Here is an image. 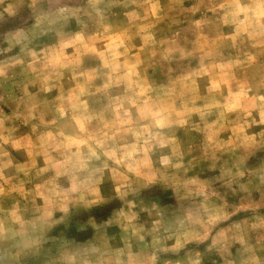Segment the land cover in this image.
I'll list each match as a JSON object with an SVG mask.
<instances>
[{
	"label": "clouds",
	"instance_id": "obj_1",
	"mask_svg": "<svg viewBox=\"0 0 264 264\" xmlns=\"http://www.w3.org/2000/svg\"><path fill=\"white\" fill-rule=\"evenodd\" d=\"M170 13L262 47L98 50ZM0 264H264V0H0Z\"/></svg>",
	"mask_w": 264,
	"mask_h": 264
},
{
	"label": "rangeland",
	"instance_id": "obj_2",
	"mask_svg": "<svg viewBox=\"0 0 264 264\" xmlns=\"http://www.w3.org/2000/svg\"><path fill=\"white\" fill-rule=\"evenodd\" d=\"M190 5H185L189 7ZM190 19L185 18V14H171L170 18H166L161 25L156 26L155 30L146 29V31L132 38L131 41L123 40L119 32L112 33L107 42L102 43L98 50L113 46L114 53H119L125 48H128L127 62L134 63L136 59L146 62L149 59H159L165 53H168L170 48L181 49L184 52H191L193 56L181 60L180 52L173 51L169 53L172 60L167 61L169 67H175L179 62L181 67L174 71L172 79L180 81L178 88L183 87L184 77L190 73L200 70L202 67H208L211 64H227L231 59L242 57L245 52H252L256 48L262 47L258 41L246 42L240 46L237 42L236 47H232V41H220L231 35L230 31L220 29L219 31H210L208 28L201 26L197 30V24L201 19V13L194 15L188 14ZM211 17V13H207ZM150 38L149 43H145V38ZM125 59V58H121ZM139 67L137 71H139ZM214 72L221 74L220 68H214ZM207 80V78H205ZM200 80L197 79L199 85Z\"/></svg>",
	"mask_w": 264,
	"mask_h": 264
}]
</instances>
